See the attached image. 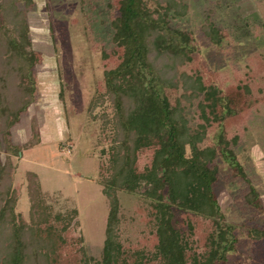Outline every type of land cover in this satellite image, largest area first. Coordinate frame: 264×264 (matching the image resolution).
<instances>
[{"label": "trees", "instance_id": "obj_1", "mask_svg": "<svg viewBox=\"0 0 264 264\" xmlns=\"http://www.w3.org/2000/svg\"><path fill=\"white\" fill-rule=\"evenodd\" d=\"M82 1L103 66L89 104L103 145L96 183L110 208L102 256L88 253L78 208L56 209L35 172L26 173L29 213L17 211L22 184L11 156L40 136L33 126L19 146L12 129L38 99L35 69L44 58L27 16L35 0H0V264H264V252L243 247L264 241V205L236 153L256 128L264 133V53L240 61L237 28L208 17L202 35L227 62L214 69L194 33L173 25L187 15V0ZM256 4L263 17L247 33L259 40L264 0ZM221 161L230 167L225 178ZM223 180L240 186L241 226L219 205ZM122 192L140 196L132 216Z\"/></svg>", "mask_w": 264, "mask_h": 264}, {"label": "rangeland", "instance_id": "obj_2", "mask_svg": "<svg viewBox=\"0 0 264 264\" xmlns=\"http://www.w3.org/2000/svg\"><path fill=\"white\" fill-rule=\"evenodd\" d=\"M187 4V15L175 20L173 25L194 33L214 69L227 68V62L218 48L202 35L208 17H213L221 28H237L240 61L252 51L264 53V39H254L247 33V24L259 23L263 17L256 0H187ZM27 16L33 49L41 52L44 60L35 69L38 99L31 105L28 116L12 129V142L19 146L28 143L34 126L40 144L23 150L19 156H11L17 166L15 183L22 184L17 211L25 216L29 213L26 173L35 172L44 190L51 194L56 209L78 208L88 253L100 259L110 208L102 187L96 183L103 145L98 141L100 125L91 119L89 104L97 81L103 77L101 55L90 49L91 36L82 0H35V8ZM263 145L264 133L256 128L236 153L264 205ZM6 157L3 153L2 160ZM220 170L225 178L230 167L221 161ZM217 191L226 221L241 226L245 218L237 209L240 186L230 190L223 180ZM119 197L126 214L132 216L140 196L122 192ZM243 247L263 253L264 241L244 242ZM245 264L258 263L245 260Z\"/></svg>", "mask_w": 264, "mask_h": 264}]
</instances>
